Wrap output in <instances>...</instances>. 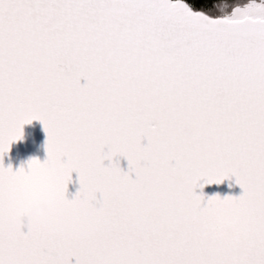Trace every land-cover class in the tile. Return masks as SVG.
<instances>
[{"label": "snow or ice", "instance_id": "obj_1", "mask_svg": "<svg viewBox=\"0 0 264 264\" xmlns=\"http://www.w3.org/2000/svg\"><path fill=\"white\" fill-rule=\"evenodd\" d=\"M0 264H264V0H0Z\"/></svg>", "mask_w": 264, "mask_h": 264}, {"label": "water", "instance_id": "obj_2", "mask_svg": "<svg viewBox=\"0 0 264 264\" xmlns=\"http://www.w3.org/2000/svg\"><path fill=\"white\" fill-rule=\"evenodd\" d=\"M46 140L47 135L40 121H34L30 125H25L24 139L11 146V151L4 157L5 166H11L14 170H19L21 166L26 167L27 163L32 158H39L41 161L46 160ZM106 163L108 162L106 161ZM120 165L125 171H127L128 161L126 159L121 158ZM79 188V175L78 173H73L72 183L68 186L69 199L74 198ZM201 191L206 195V197L216 194H219L221 197H225L228 195L239 196L242 194L243 189L236 184L233 179L225 180V182L220 185H207L203 190L197 189L198 193Z\"/></svg>", "mask_w": 264, "mask_h": 264}, {"label": "clouds", "instance_id": "obj_3", "mask_svg": "<svg viewBox=\"0 0 264 264\" xmlns=\"http://www.w3.org/2000/svg\"><path fill=\"white\" fill-rule=\"evenodd\" d=\"M53 215V207L47 201H41L29 208L26 215L20 219L19 225L22 228H37L39 227L41 220H51ZM229 247L230 245L220 244L217 247V251H222L223 249Z\"/></svg>", "mask_w": 264, "mask_h": 264}]
</instances>
